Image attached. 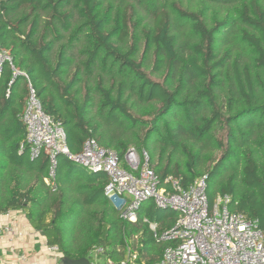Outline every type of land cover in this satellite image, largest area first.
Wrapping results in <instances>:
<instances>
[{
    "label": "trees",
    "instance_id": "trees-1",
    "mask_svg": "<svg viewBox=\"0 0 264 264\" xmlns=\"http://www.w3.org/2000/svg\"><path fill=\"white\" fill-rule=\"evenodd\" d=\"M187 1L0 0L10 58L0 75V214L23 211L64 257L103 247L115 261L131 251L128 264H155L169 243L151 223L163 232L179 213L149 198L136 221L123 219L106 196L108 174L65 155L52 191L48 157L31 159L21 119L29 82L71 153L88 139L122 163L131 148L147 151L161 185L205 176L210 205L228 194L230 209L264 230V0Z\"/></svg>",
    "mask_w": 264,
    "mask_h": 264
},
{
    "label": "built area",
    "instance_id": "built-area-1",
    "mask_svg": "<svg viewBox=\"0 0 264 264\" xmlns=\"http://www.w3.org/2000/svg\"><path fill=\"white\" fill-rule=\"evenodd\" d=\"M7 52L0 48V75ZM24 74L14 68V77ZM21 119L26 126L27 144L31 159L47 155L49 160L46 183L56 190V171L60 155L92 171L108 174L106 196L120 210L121 217L136 221L142 203L152 198L158 206L179 213L175 224L163 232L156 223H151L154 237L161 243H169L160 260L155 264H264V230L258 220L230 209L231 196L218 195L213 205L207 196L206 177H200L183 188L179 179L169 178L171 189L161 185L156 172L150 166L147 151L131 148L124 163L118 155L95 139H88L80 153L73 154L66 143V131L60 122L46 114L29 82ZM20 149H24L22 144ZM13 231L8 223L0 226V239ZM46 248L51 253H60L58 245ZM103 247H96L88 258L91 264H128L137 258V253L128 251V258L115 261L104 256Z\"/></svg>",
    "mask_w": 264,
    "mask_h": 264
},
{
    "label": "crops",
    "instance_id": "crops-1",
    "mask_svg": "<svg viewBox=\"0 0 264 264\" xmlns=\"http://www.w3.org/2000/svg\"><path fill=\"white\" fill-rule=\"evenodd\" d=\"M8 223L13 225V231L0 239V264H60V260L64 263L63 254L47 250L46 238L23 211L0 214V226Z\"/></svg>",
    "mask_w": 264,
    "mask_h": 264
},
{
    "label": "water",
    "instance_id": "water-1",
    "mask_svg": "<svg viewBox=\"0 0 264 264\" xmlns=\"http://www.w3.org/2000/svg\"><path fill=\"white\" fill-rule=\"evenodd\" d=\"M64 264H91V262L88 258L71 259L66 257L64 259Z\"/></svg>",
    "mask_w": 264,
    "mask_h": 264
},
{
    "label": "rangeland",
    "instance_id": "rangeland-1",
    "mask_svg": "<svg viewBox=\"0 0 264 264\" xmlns=\"http://www.w3.org/2000/svg\"><path fill=\"white\" fill-rule=\"evenodd\" d=\"M186 1H187V0H184L185 3L188 2V1H187V2H186ZM150 69H151V67L147 69V72H150ZM151 76H152V78H153L154 80H161L160 77H157V76H154V75H151ZM137 258H138V257H137ZM137 258H136L134 261H136ZM59 262H60V264H64L63 262H61V260H60ZM135 263H136V262H135Z\"/></svg>",
    "mask_w": 264,
    "mask_h": 264
}]
</instances>
